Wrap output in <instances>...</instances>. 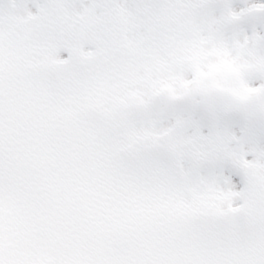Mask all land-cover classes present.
Masks as SVG:
<instances>
[{"label": "snow or ice", "instance_id": "obj_1", "mask_svg": "<svg viewBox=\"0 0 264 264\" xmlns=\"http://www.w3.org/2000/svg\"><path fill=\"white\" fill-rule=\"evenodd\" d=\"M0 264H264V0H0Z\"/></svg>", "mask_w": 264, "mask_h": 264}, {"label": "rangeland", "instance_id": "obj_2", "mask_svg": "<svg viewBox=\"0 0 264 264\" xmlns=\"http://www.w3.org/2000/svg\"><path fill=\"white\" fill-rule=\"evenodd\" d=\"M33 11H34V9H33Z\"/></svg>", "mask_w": 264, "mask_h": 264}]
</instances>
